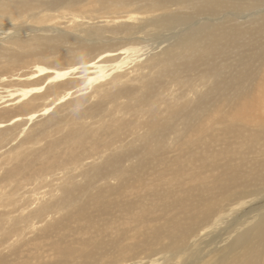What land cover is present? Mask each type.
Here are the masks:
<instances>
[{
  "label": "rangeland",
  "instance_id": "rangeland-1",
  "mask_svg": "<svg viewBox=\"0 0 264 264\" xmlns=\"http://www.w3.org/2000/svg\"><path fill=\"white\" fill-rule=\"evenodd\" d=\"M100 1L47 0L44 6L27 7L18 18L0 20V264H151L162 256L167 257L163 264H196L209 239L201 235L204 229L218 217L228 222L237 208L247 212L264 204L259 79L235 81L231 60H224L228 80L214 84L205 62L215 52L203 37L170 45L169 51H149L146 45L161 35L147 29L149 34L130 36L142 48L141 56L131 54L128 65L98 82L87 83L93 69L71 76L77 81L59 88L56 83L68 77L47 78L51 68L66 69L70 63L60 56L71 53L26 51L46 43L31 38L35 28L67 31L76 23L72 16L78 12L70 11L75 9L96 18H76L85 32L104 41L113 38L111 27L129 13L114 12L119 7L104 13ZM143 2L139 7L144 10L150 1ZM16 32L20 36H13ZM99 52L76 62L98 60ZM148 62L154 63L145 67ZM36 86L53 94L22 108L30 96L18 102L21 90ZM234 94L242 96L236 103ZM50 103L53 109L42 111ZM157 145V153L142 162ZM7 173L13 180L2 181ZM79 206L83 215L74 214ZM237 232H229L224 241Z\"/></svg>",
  "mask_w": 264,
  "mask_h": 264
},
{
  "label": "bare ground",
  "instance_id": "bare-ground-1",
  "mask_svg": "<svg viewBox=\"0 0 264 264\" xmlns=\"http://www.w3.org/2000/svg\"><path fill=\"white\" fill-rule=\"evenodd\" d=\"M46 1L47 0H0V20H13L15 18H18L22 15L23 11H26L27 7H34L36 5L44 6V2ZM149 1L150 3H145V9L143 10L139 7L140 4L144 3L143 0H103L102 2L105 3V6H103L107 8L105 9V11L101 10L104 11V13H109L111 10L109 11L108 8L110 7H119L116 11H114L116 13L123 12L124 14L125 11L129 13L127 15H121V17L126 20H124L123 22L119 21L117 25L111 27L115 31L113 35L116 36H114L113 38L109 37L110 39H106L105 41L102 40L103 38L98 39L100 37L98 35H90L89 33L85 32L86 27L82 23L76 21V18L78 17H85L90 20H95L96 18L94 16L88 15V11H78L75 9H71L70 11H73V13L78 12V14H74V16H72L73 21L76 23L72 24L69 30H60L57 28V26L49 25H41L37 27V29L34 27L35 32L31 36V38L44 39L46 40V43L32 46L30 48H27L26 51H28V49L34 50L33 53L36 54L35 51L38 50L39 52L44 54L46 53L45 49L47 48H57V51L65 50L62 51V54L71 53L69 57L60 56V59H62L63 62L67 61L70 63L65 67V70L51 68L54 72L50 75H46L48 76L47 78H50L52 80L68 77L66 81L62 80L63 82L56 83V87L59 88L62 85L72 83L74 80L77 81L76 78H73L74 80L71 79V76L78 75L92 69L93 73L95 74L93 77L88 76L87 83L93 84L94 82L100 81V79L111 74L112 72L118 69H122L126 65H128V63L130 62L129 59H132L131 54L133 56H136L135 58H139L141 56L140 54L142 48H137L135 46V43H133V41L135 40L130 36H132L134 33L136 34L143 32L145 35V33L149 34L148 30H152L155 31V34L159 33V35H161V38L159 37L160 39L156 37L155 40H152L146 45V49L149 51H155L157 49L169 51L171 49V46H183V43L187 42L189 38L203 37L202 40L206 41L215 52L214 59H212L210 62H208L207 60L205 62L209 72L211 71L214 73V84L219 85L221 82L228 80L225 75L226 68L223 66V62L224 60H231V63L228 66L232 70L231 76L233 77V79L237 82L241 80L259 79V85L261 86V88L257 90L259 92L258 96L264 97V0ZM127 5H135V8L131 9L125 7ZM134 11H140L141 15L143 16H135L133 14ZM13 13H15V15L11 17L10 15ZM118 17H116L115 19H117ZM133 19L134 21L137 20V23L130 24L129 22H131V20ZM125 24L127 25L126 30L119 31L118 28L124 26ZM97 31L100 32L101 29L97 27ZM118 35L122 36L117 37ZM13 36H20L19 32H16V34H14ZM136 38L141 41L143 40V42L146 39H139V36ZM176 38L177 40L170 44V41ZM140 42L137 44H140ZM103 43L105 44L103 45ZM130 44H132L131 47H129ZM106 45H108V47L118 45V48L113 50H102V47ZM243 46L247 48H244ZM77 48H80V52L76 51ZM237 50L239 51L237 52ZM94 51H101L98 53L99 57H101L100 59L92 60L93 58L90 57V55ZM115 51L120 52L113 55L112 52ZM250 51H252V55L250 57H244L246 52ZM33 53H31L30 55H33ZM37 54L40 55L38 52ZM158 55L159 54H156L154 56ZM87 57H90L92 59L89 60V58L88 60L86 59L87 61L84 60L81 62H76ZM96 58L98 57L96 56ZM108 61L118 62L117 64L104 65V63H108ZM153 63L154 62H148L145 67H147L148 65H152ZM62 64L60 63L61 66ZM143 65H141L142 68L136 66L138 67L137 70H142L144 68ZM80 69H82V71H80ZM40 70H47V67H42L40 68ZM124 73L125 72H123V74ZM27 75L29 74H26V76ZM116 76H118V74ZM29 82L30 80L27 81V83ZM39 84V86H42L41 83ZM34 89H37L38 91H34ZM21 91L22 94L20 98L18 99V97H15L19 100L18 102H22L30 96L28 100L21 104L22 108L35 107V101L37 99H44L46 96L48 98L53 94V92L51 91L43 93L41 91V88L37 86ZM65 96L66 94H63L59 97L57 96V98H54V102L57 100H59L60 102V100ZM232 97L233 99L231 101L233 103H236L237 99L241 98L242 96L240 94H234ZM12 101L14 100L12 99ZM54 102L52 101L53 105ZM45 104L46 103H44L43 105ZM52 104L50 106L47 105L42 109V111L50 110ZM16 106L18 107V105ZM59 108H61V106H59ZM36 112L37 109H33L32 112L30 111L29 113H32L31 116L34 118L36 117L34 116ZM52 112L53 111H50V113ZM158 148L159 147L157 145L154 148L148 149L141 161L143 162V160L147 157L155 155L158 151ZM13 176L14 175H9L8 173L4 174L2 181L6 178H8L9 180H13ZM37 191L39 193L40 190ZM23 201L24 200L22 199L20 204L24 203ZM250 204L251 203H249V205ZM74 214L83 215L84 207H77L74 210ZM214 230L218 231V235L211 236V233ZM232 230H238V232L230 240L224 241L226 235ZM201 235L206 237L209 236V239L205 242V248L202 247L204 249L200 251V253L196 257V264H237V261H235V259H243L245 263L242 264H264V204H261L259 207H256L247 212L241 211L237 208L229 216L228 222L223 217H218L213 227L204 229L201 232ZM218 239L221 240L217 242ZM166 258V256H162L159 259L154 260L151 264H163ZM214 258H216L217 260L213 261Z\"/></svg>",
  "mask_w": 264,
  "mask_h": 264
}]
</instances>
